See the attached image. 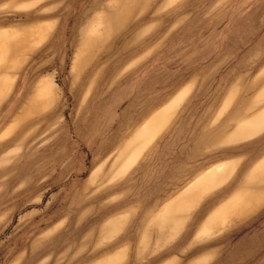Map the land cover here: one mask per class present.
<instances>
[{
  "label": "rangeland",
  "instance_id": "1",
  "mask_svg": "<svg viewBox=\"0 0 264 264\" xmlns=\"http://www.w3.org/2000/svg\"><path fill=\"white\" fill-rule=\"evenodd\" d=\"M26 1L0 0V130L5 126L6 118L2 117L1 111L5 96L13 81L15 82L22 62L37 44L35 41L32 43L35 31L9 30L33 20L32 9L19 6ZM158 1L154 0V4ZM140 21L160 23L158 29L152 30L156 32L153 36L156 39L152 40L150 45H153L154 51L146 60L145 70L140 72L142 76L149 75L150 86L145 91L142 90V82L131 86L125 83L126 75L113 77L110 71L103 73L101 78L98 76L100 81L104 77L100 87L96 84L86 98L82 92L75 101L73 91L69 90L67 84L68 79L61 75L57 78L60 96L54 105L59 117L54 118L55 111H46L18 127L7 138L13 139L9 149L18 145L20 149L17 153H0V214L2 210L7 214L6 219L0 222V236L16 229L18 219L24 212L34 209L39 213L46 211L60 196L64 187L56 188L59 184L58 179L54 180L57 174L48 172L41 173L39 181L25 185L26 192L21 193L20 189L23 188H20L18 174L12 168L18 158L21 162L33 159V153H25L26 151L38 152L35 155L39 158L37 160H41L39 168H44L46 172L51 169L53 163L60 160L59 151L55 153L60 144L61 149L67 144L69 150L73 146L70 156L77 157L80 164L85 161L87 166L89 165V148L75 140L72 124L74 126L75 121L82 120L81 113L92 96L95 107L89 109L90 113L94 111L105 120L110 118L115 124H125L133 116L140 118L150 99L154 103L157 102L156 104H161L171 99L179 90L186 88L144 123L157 114L153 124L161 123L162 128L155 135L145 139L147 135L141 134L143 124L112 163L111 179L123 174L140 153H143L126 175L118 180L128 179L127 182L131 185L130 194L135 193L143 197L150 193L151 188L165 182L167 159L176 165L178 153L183 150V145L191 147L192 141L188 139L187 133L184 136V133L180 132L184 122L189 132L198 124L200 128L204 123L208 125L209 121L212 124L217 123L219 127L221 120L231 111L244 110L242 115L247 117L239 120L235 129L228 135V141H240L264 129V108L258 111L264 105V0H178L164 13H156L155 8L151 7L150 12ZM126 38L118 39L108 46L104 51V59L112 61L118 54H122L125 48H129ZM142 48L144 47L140 49ZM68 56H71V52ZM142 76L138 77V80H142ZM48 86V82H43L41 90L46 91ZM126 87L129 89H125ZM131 98H135L134 103ZM180 100L176 110L175 106ZM31 110L32 108L28 107L23 115L16 118V122L32 113ZM255 112L257 113L254 114ZM173 115L169 129L154 138ZM55 119L61 122L55 129L50 130ZM110 119L106 121L108 124ZM238 119L239 117L230 118L227 120L229 125L218 128L221 132L219 137L227 127L237 123ZM62 125H65L64 128ZM254 128L258 130L254 132ZM12 129L9 128L2 135H7ZM72 137V146H69ZM153 138L151 144L146 147ZM255 138L256 136L253 139ZM65 139L67 143L64 142ZM251 148L242 149L244 151L241 150V153H228L225 155L227 157L221 156L218 149V160L230 158L232 162H220L209 167L162 206L157 216L159 230L154 225L150 232L157 230L156 236L157 240H160V246L176 234L164 246L165 248L175 245L179 248V251L169 254V258L174 256L178 259V264H189L200 256L203 258L192 264H264V155L249 168L254 157V153L248 151ZM208 151L209 148H206L202 152ZM149 153H153L151 164L137 168L139 163L145 161L146 155L149 157ZM200 158L201 161L204 160L203 156ZM200 158L189 160L186 165H192ZM238 158L239 162L236 161ZM70 172L71 169L63 174L64 180L75 177ZM254 174L262 177L259 189L253 187L250 182ZM215 176L218 177L217 181H214ZM6 179H9L10 183L4 186L1 183ZM221 189L223 190L220 191ZM218 191L222 198L217 194L218 201L211 207L218 206L221 202H225L224 206L215 209L206 222L207 215L203 214L198 218V223H195V213L206 199ZM246 201L248 202L242 205V202ZM41 203L43 204L35 206ZM201 209L200 213H203V208ZM151 210L150 208L140 214L135 220L134 228L141 229ZM218 212L220 213L217 215ZM137 234L129 232L127 237L136 238ZM147 235L148 226L144 239ZM155 246L144 244L126 247L120 264H126L127 260L132 258L135 264H143ZM107 262L105 263L111 264L112 259ZM165 264H173V261ZM174 264H177V261Z\"/></svg>",
  "mask_w": 264,
  "mask_h": 264
},
{
  "label": "crops",
  "instance_id": "2",
  "mask_svg": "<svg viewBox=\"0 0 264 264\" xmlns=\"http://www.w3.org/2000/svg\"><path fill=\"white\" fill-rule=\"evenodd\" d=\"M177 2L178 0H159L154 6V0H27L20 4V7L32 9L33 20L9 30L31 29L35 31V39L32 40V43L35 41L37 44L22 62L14 79L15 82L13 81L6 98L4 97L1 111L2 117L6 119L5 126L0 130V153H17L19 151V145L9 149L8 146L13 139L7 138L31 118L46 111H55L54 118L59 117L58 110L54 105L60 96V84L57 78L61 75L68 79L67 84L69 90L73 91L75 101L82 92L86 98V95L94 90L96 84L100 87L104 77L100 81L98 76L100 75L101 78L103 73L110 71L113 77L114 75L118 77L126 75L125 83L131 86L142 82L144 85L142 90L145 91L150 86L149 75L142 76L140 72L145 70L146 60L154 51L153 45L151 47L150 45L152 40L156 39L153 37L156 32L154 33L152 30L158 29L160 23L140 20L150 12L151 7L155 8L156 13H164ZM127 35L128 38H126ZM124 38L128 39L126 43L129 48H125V51L118 54L114 60H105L104 51L108 46L114 44L116 40ZM69 52H71L70 57L68 56ZM140 76L143 77L142 80H138ZM113 77L110 78L111 85ZM43 82L49 84L46 91L41 90ZM129 87L125 89H129ZM134 88L140 89V87ZM185 89L179 90L174 96ZM137 93L140 92H134V94ZM131 99V102L134 103L135 98ZM171 99H167L161 104H156L157 102L154 103L150 99L140 118L133 116L125 124H115L108 118L110 119L108 124L106 122L108 119L105 120L100 114L97 116L94 111L90 113L89 109L95 107V102L93 96L89 98L81 113L82 120L75 121V127L72 124L75 140L84 143L89 148L88 166L85 161L80 164L77 157L70 156L73 153V137L70 139L71 145H69L72 146L71 151L68 144L64 146V149H61L62 145L60 144L59 149L55 152L59 151L60 160L53 163L47 172L44 171V168H39L41 160H37L39 158L35 154L38 152L35 150L25 152L33 153L31 156L33 159L29 161L21 162L18 158L12 169L18 174L16 176L20 182V188H23L20 189L21 193L26 192L25 185L39 181L41 173L48 172L57 174L54 180L58 179L59 184L56 188L64 187L54 203L47 207L46 211H43L44 214L43 212L39 213L36 209L24 212L18 219L16 229L0 236V264H106L105 262L110 259H112L111 264H120L122 255L126 253V247L131 248L144 244H150V246L154 244L156 248L152 249L150 257L143 264H165L171 261L173 264L177 261L178 264V259L174 256L169 258L168 255L179 251V248L175 245L164 248L176 234L161 246L160 240H157L156 233L159 230L157 216L162 206L209 167L220 162H232L230 158L218 160V149L221 151V156H225L228 153L233 154V152L241 153V150L247 147L254 148L252 151L248 150L249 153H254L250 168L264 155V129L249 138L228 141V135L235 129L239 120L247 117L243 116L244 110L231 111L221 120L219 127H217V123L212 124L209 121L208 125L204 123V126L200 128L198 124L192 132H189L187 124L184 122L180 132L182 131L184 136L187 133L188 139L192 141L191 147L183 145V150L178 153L179 159L176 165H173L172 160L167 159L168 169L165 171V182L151 188L147 196L130 194L131 185L127 182L128 179L118 180L126 175L143 153H140L123 174L111 179L112 163L142 125ZM181 100L175 106L176 110ZM157 101L160 102V100ZM28 107L32 108L33 112L16 122V118L23 115ZM263 108L264 105L258 111ZM174 115L154 138L169 129ZM234 117H239L237 123L227 127L219 137L221 132L218 131V128L229 125L230 122L227 120ZM60 122L55 119L50 130L55 129ZM64 126L61 127L64 128ZM9 128L13 129L3 136L2 134ZM179 136L181 137V135ZM255 136L256 138L253 139ZM23 138L25 139V136ZM154 138L146 147L151 144ZM64 142L67 143V139ZM3 143L5 145H2ZM206 148H209V151L203 153ZM152 154L149 153V157L146 155L145 161L139 163L137 168L142 165L148 167L151 164ZM200 156L204 157L203 161ZM148 158L150 159L148 160ZM199 158L198 162L186 165L187 161ZM236 161L239 162V158ZM70 169V174L75 177L64 180L63 174ZM20 174L22 175L20 176ZM85 174L86 176L83 177ZM9 183V179H6L1 184L7 186ZM34 189H36V184H34ZM220 191L204 201L202 207L194 215L195 223H198V218L200 219L203 214L207 215L206 222L208 216L215 209L224 206L225 202H221L218 206L211 207L215 205L214 202L218 201L216 195H220ZM247 202H242V205ZM42 204H35V206ZM150 208L152 209L150 216L145 220L141 229L134 228L135 220L142 212ZM201 208H203V213H200ZM6 217V212L2 210L0 222ZM149 224L151 225L149 226ZM154 225L157 230L150 232ZM147 226L148 235L144 239ZM129 232L138 234L136 238L130 239L127 237ZM201 258L203 256L192 260L189 264L197 263ZM126 264H135L133 258L127 260Z\"/></svg>",
  "mask_w": 264,
  "mask_h": 264
},
{
  "label": "bare ground",
  "instance_id": "3",
  "mask_svg": "<svg viewBox=\"0 0 264 264\" xmlns=\"http://www.w3.org/2000/svg\"><path fill=\"white\" fill-rule=\"evenodd\" d=\"M169 110H170V107H169ZM163 111H165V110H163ZM155 115L157 116V114H155ZM156 116H153L150 119V121L147 122L146 124H144V126H143V130H142L141 134L143 133V134L147 135L145 139L155 135L163 126L161 123L160 124H153L155 122V118L154 117H156ZM257 130H258V128H254L253 129L254 132L257 131ZM219 174H221V172ZM219 174L217 176H219ZM217 176H215L214 181L218 180ZM210 178H211V176L208 177V179H210ZM261 178L262 177L260 175L254 174L252 179L250 180V182L252 183V186L257 188V189H259L260 184H261V182H260Z\"/></svg>",
  "mask_w": 264,
  "mask_h": 264
}]
</instances>
